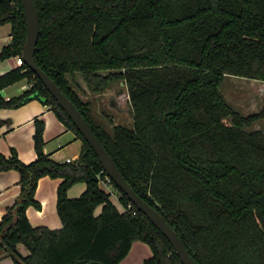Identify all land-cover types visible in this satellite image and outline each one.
Masks as SVG:
<instances>
[{
    "label": "trees",
    "instance_id": "16d2710c",
    "mask_svg": "<svg viewBox=\"0 0 264 264\" xmlns=\"http://www.w3.org/2000/svg\"><path fill=\"white\" fill-rule=\"evenodd\" d=\"M34 3L36 65L75 105L125 181L173 228L195 263L264 264V133L247 130L264 119V108L243 116L220 91L232 76L264 86V0ZM5 24L11 44L2 48L1 61L23 51L21 0H0V27ZM77 76L91 95L123 82L132 127L109 121L108 131L97 122L92 104L78 94ZM22 80L28 89L17 98L0 96V109L38 99L82 149L73 163L52 161L44 152L43 122L35 119L36 159L25 164L14 149L9 157L0 155V172H18L20 187L0 220V254L13 264H118L141 241L152 251L144 264H182L167 238L134 205L128 209L127 196L111 182L125 209L117 210L99 186L103 169L95 152L25 64L0 76V92ZM45 176L63 179L59 230L33 228L25 213L29 206L40 208L35 190ZM78 182L86 190L69 199L68 189ZM18 244L27 257L19 256Z\"/></svg>",
    "mask_w": 264,
    "mask_h": 264
},
{
    "label": "crops",
    "instance_id": "0c3cea01",
    "mask_svg": "<svg viewBox=\"0 0 264 264\" xmlns=\"http://www.w3.org/2000/svg\"><path fill=\"white\" fill-rule=\"evenodd\" d=\"M10 44V25L5 24L0 27V52L3 47ZM17 67L16 57H11L4 61L0 60V76ZM76 81L83 92L81 94L86 96L83 101H88L92 104L93 116L95 114L94 118L96 121L103 124L106 122L103 116L106 113L110 115L111 111H115L119 122L132 124L126 87L121 86V82L119 83V88H108L101 94L91 95L81 77L77 76ZM28 87L27 81L22 80L3 89L0 92V96L4 100L17 98ZM35 119L43 122L44 152L49 158L60 164L65 163L66 159L75 162L82 149L81 141L57 119L49 105L43 104L38 99H31L15 109H0V121L4 122L0 124V155L9 157L10 150L14 149L19 160L25 164L31 163L36 159L33 142ZM118 121H114L113 124L115 125ZM62 181V178H51L49 176L42 177L38 180L35 199L40 204V208L36 209L29 206L25 211L27 219L33 228L44 227L49 230L61 229L62 224L57 215L56 202L57 188ZM99 186L105 192L110 193V201L122 213L123 207L119 203L118 193L114 195L117 200L116 203L111 197L112 192L110 188H102L100 184ZM19 190V173L14 170L1 171L0 220L6 214V209L14 204ZM85 190V183H75L68 189L67 197L69 199H77ZM101 210L102 205H99L95 209L94 215L98 216ZM16 251L21 257H27L29 255V251L22 244L16 246ZM151 256L152 251L147 244L141 241H134L127 255L118 264H144L145 260ZM0 264H13V261L10 257L0 254Z\"/></svg>",
    "mask_w": 264,
    "mask_h": 264
},
{
    "label": "water",
    "instance_id": "95a60500",
    "mask_svg": "<svg viewBox=\"0 0 264 264\" xmlns=\"http://www.w3.org/2000/svg\"><path fill=\"white\" fill-rule=\"evenodd\" d=\"M26 26V41L21 53V59L28 69L39 78L48 93L56 101L59 107L64 111L66 116L71 120L78 132L83 136L84 140L95 152L98 157L101 167L105 174L111 179L113 184L124 193L129 202L135 206L148 220L167 238L174 249L175 254L182 264H196L189 255L185 245L177 233L170 227L165 219L147 202L139 197L125 181L120 171L114 164L105 148L101 145L98 139L93 134L91 128L85 121L84 117L77 110L75 105L65 96V94L55 85V83L41 70L35 63L34 55L36 44L39 37V18L35 7L34 0H21ZM124 86V83H120ZM130 114L132 116V109Z\"/></svg>",
    "mask_w": 264,
    "mask_h": 264
},
{
    "label": "rangeland",
    "instance_id": "374dc122",
    "mask_svg": "<svg viewBox=\"0 0 264 264\" xmlns=\"http://www.w3.org/2000/svg\"><path fill=\"white\" fill-rule=\"evenodd\" d=\"M261 85H263V82L232 76L226 77L223 80L220 86V91L228 104L237 109L243 116H248L251 114H257L264 108V86ZM110 88H119V82H114L111 84ZM78 94L82 101L85 100V95H82L81 93ZM103 117L106 122H104L102 125L106 128V130L110 131L112 126H110L111 124L109 121H118L116 112L111 111L110 115L106 113ZM225 123H228V121ZM116 124L129 128L132 127V124H127L125 122L118 121L115 123V125ZM247 130H261L264 133V119L255 122L250 128H247ZM101 187L105 188L102 184ZM109 188L112 192V199L117 203V200L114 196L117 192L112 186Z\"/></svg>",
    "mask_w": 264,
    "mask_h": 264
},
{
    "label": "built area",
    "instance_id": "2783aa9c",
    "mask_svg": "<svg viewBox=\"0 0 264 264\" xmlns=\"http://www.w3.org/2000/svg\"><path fill=\"white\" fill-rule=\"evenodd\" d=\"M16 63H17V66H22L24 63H23V60L21 59V57H16ZM49 107L51 108V106L49 105ZM65 163L69 164V163H73L72 160L70 159H66L65 160ZM111 179L105 174V172L102 170L100 172V175H99V184L103 185L105 188H108L110 186H112L111 184ZM131 203L128 205V209H131ZM125 209L123 208V211L124 212Z\"/></svg>",
    "mask_w": 264,
    "mask_h": 264
}]
</instances>
